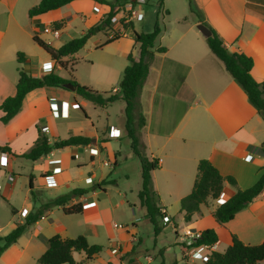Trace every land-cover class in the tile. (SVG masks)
I'll use <instances>...</instances> for the list:
<instances>
[{
	"label": "crops",
	"instance_id": "0c3cea01",
	"mask_svg": "<svg viewBox=\"0 0 264 264\" xmlns=\"http://www.w3.org/2000/svg\"><path fill=\"white\" fill-rule=\"evenodd\" d=\"M39 1L0 0V103L15 93L18 70L22 65L28 67L32 76L50 71L62 76L68 74L33 40L38 27L53 28V22L64 20L57 29L58 37L49 33L55 42L49 40L48 33L38 34L39 38L54 48L67 41L65 37L73 38L72 35L61 38L66 30L77 29L80 36L95 27L93 32L98 38L92 43L94 47L111 45V53L119 58L112 65L110 61L113 58L106 64L94 66V60L90 63L92 81L86 86L100 92H105L100 90L104 89L100 85H113L118 81L126 65L121 58L127 59L128 53L137 57L138 44L133 39L132 31L148 32L139 30L138 27H142L139 24L133 23L131 30L124 31L120 25L112 24V29L120 31V34L106 42L112 36L110 30L101 28L106 33V37L101 38L96 25L110 10L109 0H72L57 10L29 16L28 9ZM189 5L196 15L190 12L189 16L180 14L169 19H166L169 10L162 6L165 11L163 21H166L156 45L165 47V50L154 54L139 93L138 111L144 117V124L138 130V139L141 151L149 160H160L158 167L151 172V186L161 210L167 215L172 207L177 209L181 221L186 224L181 226L182 232L187 228L199 231L212 228L217 234V242L211 245L212 250L222 252L231 243L232 234L245 244L264 241V196L257 195L223 224L213 218L212 212L218 204L210 203V198L200 205L199 211L192 215L190 221H184L180 199L191 191L200 159H208L221 175L235 179V186L223 183L221 192L226 190V197L230 198L237 189H245L255 183L264 171V154L261 150L264 121L242 87L211 52L206 37L196 25L205 23L212 27L229 51L251 57L253 64L250 73L257 82H262L264 0H190ZM193 16L196 18H190ZM17 52L24 54L22 64L17 61ZM76 54L71 58L74 59ZM72 76L83 84L74 75V69ZM115 90L112 88V91ZM87 102L94 105L70 89L54 86L35 88L25 94L21 107L11 119L5 123L0 120V145H8L11 149V153H0V190L1 184H4V191L9 197L18 195L20 191L16 177L23 175L21 173H25V182L28 184L23 195L24 214L10 225L6 233L0 235L7 234L16 223L22 222L25 215L39 203L74 188L87 189V192L72 197L67 205L82 202L83 198L93 202L74 214L65 213L60 206L50 208L2 252L0 264H38V257L48 247L47 239L55 234L63 238L83 235L88 244L100 245L101 251L86 264L94 259L97 264H115L120 257H124L121 263L125 264V258L134 251L132 246L137 234V222L122 219L126 221L124 224L117 223L114 217L120 204H112L104 186L90 188L108 179L109 174L103 168L104 162L109 161V165L113 166L121 152L110 145L107 135L109 126H95L85 109ZM53 103H57L58 116L52 112ZM121 120L124 125V115ZM39 129L49 143L66 137L68 133L89 137L90 142L53 149L44 155V162L40 161L44 156L36 160L20 156L31 149ZM89 149H96L97 153L92 155ZM102 154L110 159L101 162ZM247 155L249 158H245ZM24 159L31 161L25 168ZM54 159L57 162H51ZM54 168L60 169L53 173L52 181L55 184L47 186L44 176L52 173ZM5 173H8L7 180L4 179ZM88 177L92 179L91 184L86 183ZM111 180L114 181L111 184H115V180ZM44 192L52 194L45 197ZM31 193H34V201ZM114 223L122 227H115ZM174 233L178 244L180 234L177 230ZM114 248H119L120 252L112 253ZM77 256L73 253L78 261L84 254L77 253ZM187 261L183 264H188ZM163 262L161 264H170ZM136 263L139 264L137 259L130 264ZM172 264L177 262L173 261ZM258 264H264V259Z\"/></svg>",
	"mask_w": 264,
	"mask_h": 264
},
{
	"label": "trees",
	"instance_id": "16d2710c",
	"mask_svg": "<svg viewBox=\"0 0 264 264\" xmlns=\"http://www.w3.org/2000/svg\"><path fill=\"white\" fill-rule=\"evenodd\" d=\"M72 0H40L36 5L28 9L29 16H35L52 10H57L68 4ZM128 0H109L110 10L100 21L97 28L101 29L110 25V18L117 11V7L122 6ZM190 1V0H189ZM147 3V2H145ZM163 0L158 2V12L151 31L137 32L133 30V39L138 44V55L134 57L132 53L127 55V65L125 66L122 77L115 91L109 90L100 92L86 85L78 83L72 76L74 60L71 58L74 53L78 52L86 43L89 36L93 33L94 28H90L82 35L73 37L59 47L54 48L49 43L39 38L35 33L33 40L42 48L45 53L55 62L67 71L66 76H62L54 71L44 73L40 76H32L26 69L19 67L18 80L16 82L15 93L6 97L0 103V120L5 123L16 114L21 107L22 100L27 92L40 87H60L75 91L79 96L91 101L97 106H107L118 98L124 101V130L125 135L130 140V148L139 160L141 187L137 193L139 204L145 209V216L151 224L153 233L157 236L162 230L163 224L159 220L165 215L164 211L158 205L156 192L151 186V172L158 167L157 161L149 160L140 149L138 139V130L144 124V117L138 111L139 93L143 82L149 71L150 62L156 52H163L165 47L156 45L159 34L164 29L163 16L165 11L162 10ZM190 12L195 13L190 6ZM64 20L52 23L53 28L59 29ZM205 24V23H204ZM133 22L123 24L125 30L132 29ZM211 30V35L206 37V42L211 52L222 61L227 72L242 87L247 94L249 102L255 107L264 121V81L257 82L251 75L252 59L244 53L231 52L227 49L222 39L216 31ZM118 35L111 36L106 40L110 42L117 38ZM17 61L21 64L24 61V54L17 52ZM66 58V59H64ZM70 64V65H68ZM137 112V113H136ZM137 114V115H136ZM90 138L68 133L66 137L59 138L49 143L48 138L39 129L37 138L31 149L20 156L36 160L41 156L48 154L56 148H63L69 145L87 144ZM261 150L264 154V141L261 143ZM0 153H11L8 145H0ZM197 173L191 191L180 199V211L183 212V220L188 222L194 213L198 212L200 205L207 198H218L223 183L235 185V179L232 176H223L217 168L208 160L200 159L197 162ZM111 179H103L90 188H101L106 184H111ZM30 187L32 186L29 181ZM264 187V171L251 186L245 189H237L236 192L227 200L219 204L212 212V216L219 224L231 220L234 215L244 208L253 198L262 191ZM87 192V189L74 188L71 191L58 195L46 202L39 203L29 211L22 222L16 223L15 227L7 234L0 235V255L11 244L15 243L25 229L33 222L41 218L44 213L52 207L60 206L67 214L79 213L83 209L81 202L67 205L68 201L77 195ZM31 198L35 200L34 193ZM47 249L38 257V264H86L96 254L101 251L98 244H88L83 235L74 238H63L55 234L47 239ZM217 242V234L212 228H206L201 231V235L196 239V244L212 245ZM82 253L84 257L75 260L73 253ZM124 257H120L115 264H122ZM264 259V241L258 244H245L235 234L231 236V243L222 252L211 250L205 263L202 264H258ZM112 264V263H108Z\"/></svg>",
	"mask_w": 264,
	"mask_h": 264
},
{
	"label": "rangeland",
	"instance_id": "374dc122",
	"mask_svg": "<svg viewBox=\"0 0 264 264\" xmlns=\"http://www.w3.org/2000/svg\"><path fill=\"white\" fill-rule=\"evenodd\" d=\"M146 2L147 3L135 6V17L132 21L134 24L142 25V27H138L139 30L149 32L153 27L156 14L158 12L159 0H146ZM163 3V8L168 9L170 12L166 16V19L173 18L180 14L189 16V0H163ZM190 18L193 19L196 18V16ZM166 19L164 20V22L166 21ZM182 23L183 22L181 21V25ZM104 28L109 29L108 26L103 27V29ZM95 33L96 32H93L89 36L85 45L80 50H78L75 58L73 59L74 75L77 76V78L80 79L85 85H89V82L92 81V79L90 78V63L92 62V60H94L93 62H95L94 66L100 63L106 64L110 61V58H113L112 61H110V65H112V63L115 64L119 61L118 56L114 53H111V45L106 46L105 48L94 47L92 43L94 42L95 38H98L95 36ZM63 34L64 35L61 38L71 35L73 37L79 36L78 30L74 28L66 30V32ZM98 35L101 38L106 37L105 30L100 29ZM50 36L51 34L48 33L49 40L55 42L54 39H52ZM69 38L71 37H65L64 40H69ZM121 61L126 65L128 63L127 59L121 58ZM21 68H24L29 72L26 65H22ZM122 73L123 70L118 77V81H116L113 85H100L101 88H104L100 90L108 91L112 90V88L117 89L118 83L122 77ZM123 107L124 101L118 98L117 100L104 107L92 105L90 102H87V106L85 107V109L88 111L89 116L91 117L97 128H100L101 125L109 126V132L107 133V135L109 137L110 145L112 146V148L119 149L121 152V154L117 155L116 157V164H114L113 166L104 165L103 168L104 170H106L107 174H109L107 176L108 179L115 180V184L109 183L104 185V189H107L108 193L110 194L112 204L116 202L120 204L119 208L121 210H116V216L114 217V220L120 224H124V222H126L122 219H132L133 221L137 222V234L132 246L134 251L130 252L129 255L125 258V264L135 262L136 259L138 260L139 264H161L162 261L170 264H172L173 261H176L177 264H183L187 259L184 255H182L180 249V236L183 233L181 231V226H186V224L181 221V217L177 209H175L174 207L170 209L169 213L166 215V221H164L162 218L159 220L160 224H163V227L160 233L155 236L151 224L148 222L146 216H144V209L138 204L136 192L141 187V177L139 172L140 165L139 160L137 159L135 154L132 153L129 138H127L126 135L123 134L124 125H122L121 120L122 116L124 115ZM81 152H83V148H81ZM107 159L110 158L103 154L101 155V162ZM40 161H46L45 156L43 157V160ZM29 163H31L30 160L24 159V168ZM1 165L2 159L0 158V166ZM5 174L6 175H4V179L7 180L8 173ZM21 174L23 175L16 177V185L20 191L18 195H12V197H9L4 191V184H1L2 189L0 190V233H6L8 231V228H10V225L13 222L18 221L20 219V215L24 214L25 212L23 195L25 192V188H28V184H26L25 182V173ZM231 186L235 185H230V187ZM89 193H91V191ZM122 193H125V195H123ZM51 194L52 193L48 194L44 192L45 197H50ZM226 196L227 191L224 190L223 192H221L218 198H210V203H216L219 205L227 198H229ZM14 208L17 210V212ZM172 222H174L175 224L173 225ZM174 229H176L177 233L180 234V236H178V244L176 242V236L174 233V231L176 230ZM75 255L76 257H78L77 252H75ZM187 263L192 264L193 262L188 260ZM88 264H97V260L94 259Z\"/></svg>",
	"mask_w": 264,
	"mask_h": 264
},
{
	"label": "built area",
	"instance_id": "2783aa9c",
	"mask_svg": "<svg viewBox=\"0 0 264 264\" xmlns=\"http://www.w3.org/2000/svg\"><path fill=\"white\" fill-rule=\"evenodd\" d=\"M145 2L146 0H128L125 3H123L122 6L117 7V11L110 18V25L108 26L111 35L114 36V35L120 34V31L117 32L116 30L112 29L113 28L112 24L120 25L124 31L123 24L132 21L135 17V6L144 4ZM39 33H51L52 36L54 37H58L59 35L57 29L48 28V27H38L35 30V34L38 36ZM51 108L53 110L52 111L53 114L57 115L58 112H57L56 103L51 104ZM90 153L94 155L97 153V150L90 149ZM246 157L249 158V155H247ZM51 162H57V160L54 159V160H51ZM159 162L160 160H157V164H159ZM109 164H110L109 161L104 162V165H109ZM57 170H60V169L54 168L52 169V173L44 176L45 184L47 186H52L53 184H55V182L52 181V176H53V173L57 172ZM86 183H92V179L88 177L86 179ZM259 194L264 196V189H262V191ZM81 203L83 207L93 204V202H88L86 198H83ZM163 220L166 221V215L163 216ZM114 226L122 227L121 225H118L115 223H114ZM200 235H201V231L197 229L187 228L183 231L182 235L180 236V240H181L180 249L182 251V255H184L187 260H190L192 262H197L198 264L205 263L209 256V253L212 250L211 245L195 243L196 239H198ZM111 252L116 254V253H119L120 250L119 248H114Z\"/></svg>",
	"mask_w": 264,
	"mask_h": 264
},
{
	"label": "water",
	"instance_id": "95a60500",
	"mask_svg": "<svg viewBox=\"0 0 264 264\" xmlns=\"http://www.w3.org/2000/svg\"><path fill=\"white\" fill-rule=\"evenodd\" d=\"M196 27L204 37H208L211 35V30L204 23H198Z\"/></svg>",
	"mask_w": 264,
	"mask_h": 264
}]
</instances>
